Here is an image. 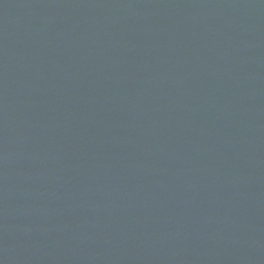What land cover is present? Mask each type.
Here are the masks:
<instances>
[{
  "label": "water",
  "instance_id": "95a60500",
  "mask_svg": "<svg viewBox=\"0 0 264 264\" xmlns=\"http://www.w3.org/2000/svg\"><path fill=\"white\" fill-rule=\"evenodd\" d=\"M0 264H264V0H0Z\"/></svg>",
  "mask_w": 264,
  "mask_h": 264
}]
</instances>
